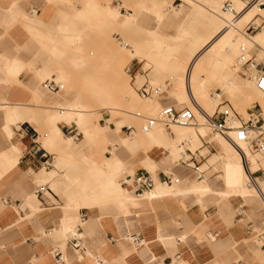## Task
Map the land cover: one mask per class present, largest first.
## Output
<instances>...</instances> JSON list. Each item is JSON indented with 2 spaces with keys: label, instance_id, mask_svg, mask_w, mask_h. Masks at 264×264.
Here are the masks:
<instances>
[{
  "label": "crops",
  "instance_id": "0c3cea01",
  "mask_svg": "<svg viewBox=\"0 0 264 264\" xmlns=\"http://www.w3.org/2000/svg\"><path fill=\"white\" fill-rule=\"evenodd\" d=\"M61 8L50 0H0V264H264L259 240L264 233V206L255 195L233 191L221 178L224 164L245 172L251 160L245 169L240 164L246 159H233L230 148L217 139L213 145L200 137L202 144L191 150L203 158L199 169L193 170L168 158L164 148L170 147L169 142L146 145L148 139L142 138L137 146L155 147L131 152L119 131L84 139L76 125L61 120L53 138L51 115L63 100L52 96L58 92L48 91L43 82L54 79L66 64L60 42L55 49L53 43L62 39ZM187 8L181 16L193 17V6ZM130 11L125 8L124 13ZM132 13H137L135 25L142 31L156 27L139 10ZM130 36L139 42L138 35ZM63 37L67 38L65 33ZM128 49L133 56L125 63L126 72L138 95L150 98L138 89L161 86L147 78L153 66L145 68L147 58L140 55V48L137 53L133 46ZM160 74L156 70L155 76ZM143 76L146 80L138 85L137 78ZM155 97L163 107H176V99L165 89ZM24 124L34 134L21 129ZM42 137L54 151L44 146ZM67 138L76 142L68 143ZM40 145L48 162L36 154ZM206 148L209 153L204 155ZM111 150L127 165L118 178L125 194L85 205L84 194L74 186L85 181L84 170L90 167L84 157L90 164H103ZM151 170L157 183L149 193L122 183L125 175ZM206 170L218 173L221 183L210 182ZM195 173L198 178L193 181ZM174 176L180 178L178 184L169 180ZM40 185L48 189L37 195ZM75 236L82 239L79 247L73 245Z\"/></svg>",
  "mask_w": 264,
  "mask_h": 264
},
{
  "label": "rangeland",
  "instance_id": "374dc122",
  "mask_svg": "<svg viewBox=\"0 0 264 264\" xmlns=\"http://www.w3.org/2000/svg\"><path fill=\"white\" fill-rule=\"evenodd\" d=\"M50 1L62 7L58 15V24L60 25L58 26V32H60V35H62V39L61 41L53 39V43L55 49L58 43L60 42V47L58 46L59 53L61 59L63 61H66V64L63 66V70H61L60 73L56 77H54V80L62 83L64 85V88L58 93L51 95L57 98H62L63 102L66 103L81 99L84 102L92 104V108L94 109L93 112L97 114L96 115L92 112V120L94 119V121L97 122L99 126L103 127L102 134L98 138L106 137L105 134L110 131H114L115 133L119 131L122 137V142L124 143L123 139L126 140L127 143L125 147L131 152L136 151L138 149L145 150V148L152 149L153 147H155L153 145L137 146L138 140H141L142 138H147L150 140L151 137L143 135L144 131H142V126L144 125V120L137 117L135 113L138 111H142L147 116L155 117L156 115H158L163 105L160 104L155 112L153 108H151V105L154 104V102L158 100L159 97L152 96L150 98H141L138 95L137 91L133 87L131 76L126 72L125 63L131 58V56H128L127 59L119 57L118 68L112 66L116 58H118L120 51L129 50L128 48H130V46H133V48L136 50L137 48H140L143 51L140 52V54L147 58L145 68L153 66V71L147 76L148 80L154 85H161L163 90H167L168 95L176 99V107L181 108L188 106L193 109L197 117L198 123L196 125H192L193 129L185 128L180 133H178L176 130H172V126H170V128L168 129L164 128V126L159 125L166 132V136L174 138L173 142L169 143L170 147H162L168 151L167 154H170V157L168 158L172 157L173 160L178 161V159L180 158V147H183L179 144L184 139H188V142L185 144V147H189L192 150L198 148L202 144V141L200 139L201 136L203 139L207 140L213 145L216 143L217 140L215 138V135L217 133L213 132L210 126L203 125V123L209 124L207 121L204 122L205 116L203 115V110L209 112L210 114L214 112L217 103L219 102V99H213L210 93L217 88L225 89L224 82L217 81L213 85H210L207 90L208 102H206L205 107L203 109H196V104L193 102V98L190 99L187 88H184L183 96L182 94L174 95L172 91L175 86V79L169 75V71L164 68H160L156 65L153 56L146 54V52L157 50L158 46L161 45V40H164L165 43L168 45H172L174 47L179 45V48L182 51V56L190 57L188 61L189 65H199L200 63L196 61V58L192 57L191 49L195 48L194 39L197 36L207 37L211 33V26L209 25V15H211L212 9H214L212 5V0H195L194 3L189 0ZM228 1H231L233 6L236 5V2L234 0H220V14L224 15L226 13H233L234 15L238 16L239 13L237 14L235 8V11L232 12L223 11L225 3ZM239 1L247 6L253 4L258 5L257 3H255V0L252 3H247V0ZM104 4L112 5L122 17L131 16L134 14L137 17V13L133 14L132 12L139 10L140 12L144 13L145 17H148L151 22H154V24H156V27L152 29L155 30L156 28L157 33H152V30H149L147 28H144L145 31H142V29L135 25L136 18L134 21L127 22H122L121 18L116 17L115 15H108L107 18V15H105L103 9ZM120 4L126 9H131V13L126 14L124 13V11H121ZM200 5L207 6V8ZM188 6H196L203 11H194V9L192 8L191 12L194 15L193 17H189L187 15H184L182 17V12L188 10ZM259 7L264 9V5H261ZM155 15H158L157 22L155 21ZM196 17H199L200 19ZM250 20H256V23H261V26L264 27V13L259 11V13L253 15L252 17L244 18L240 21V23H238L237 26L239 27V32L240 34H242V42L245 41V38L243 36L245 26ZM181 22H183L182 24L185 26L186 30L188 31V34L190 35L180 37L181 35L178 33V28L181 25ZM205 26L207 27V29L206 31L202 32ZM130 27L136 28L129 29L128 31L125 30ZM262 31L263 29L259 28V30L256 31L254 34L256 35L258 33H261ZM64 33L65 37H67L66 39H64L63 37ZM131 33L140 37V39H138V43L132 40L130 36ZM54 37L55 36H53L52 38ZM141 37H143V40L141 39ZM126 43H128V45L125 46ZM238 54L239 51L235 56L236 61ZM61 65H63V63ZM156 70L158 72H161L158 77L155 76ZM235 76L238 80H235ZM228 77V79L232 82L246 81L244 84L240 83V85H238V89L232 91V94H228V91L225 89L224 97L228 99L230 103L229 106L232 109L242 114H245L249 109H252L253 106H256V109L260 108V106L264 109V106H262L260 103V101L264 100V93H257L259 92V90L254 87L252 82L250 83L248 79H245L244 77L238 75L235 71L234 75L230 74ZM145 80L146 78L144 76L139 77L137 78L136 83L139 85ZM120 83L124 85V91L122 92L121 89H119ZM243 88L244 90H241ZM102 100H111L114 103L112 106L114 107V109L104 107L107 105H104ZM131 103H134L136 105L130 106ZM56 106L58 107V109H56L57 112H53L51 115L53 135L55 133L56 122L61 120L66 121L68 124L76 125L78 129L83 133L84 139H96L95 136H86V132L83 126L75 119L68 120L67 117L60 114L59 108H61L62 106L61 103H58ZM131 112H134V114H131ZM123 125L134 126L135 133L132 137L127 134L125 127L121 128ZM198 128L202 129L200 130ZM171 131L174 133V136L170 135ZM40 132L44 134L46 131L40 130ZM41 141L44 146L46 145L48 150H50L51 152L54 151L52 145L49 143L47 138L42 137ZM74 142L76 141H74V138H72L70 143ZM152 143L154 142L149 143L148 141L146 145ZM112 144L115 143L112 142ZM128 144H131L132 146ZM221 152H223V150L220 146L219 153ZM111 153L112 156L116 155L112 150ZM201 153L207 155L209 153L208 148L202 150ZM253 155H255V153H253L252 156H247V160H251V167H249L251 171L259 169V166L253 165ZM231 156L233 159H245L243 156L235 154L232 150ZM258 156L264 158L263 154H258L256 152V157ZM100 158L102 159L104 157L101 156ZM84 159L90 167L84 170L85 174L83 178L79 175L77 177H79V179L82 178L84 180H87V178H93L90 173L93 167L95 166H93L86 160V156L84 157ZM173 162L174 161H172V163ZM240 165H243L246 169L245 162L241 163ZM126 167L127 165L123 164L116 173L117 182L120 170ZM224 167L226 171L221 176L223 182L227 177L226 175L229 174L228 168L229 170L233 169L232 166H228V163L224 164ZM260 168L261 170L257 171L255 174L258 177L262 188L264 189V167ZM151 172L154 173V170H151ZM239 172L242 178L246 179L244 181L245 183L243 182L245 195H255L260 200L261 204L264 206V201L260 199L255 189L249 187L247 184V169L245 172H243L242 170H239ZM204 175L208 178L210 182L220 184L222 181L221 178L217 177L218 173H214V171L206 170L204 172ZM98 177L104 178V171H99ZM175 178H177V180H174L173 184H178L180 178L177 176H175ZM197 178L198 174L195 173L192 180L196 181ZM79 185L80 182L74 184L78 191ZM221 195L223 196V194ZM262 262L264 263V255L262 256Z\"/></svg>",
  "mask_w": 264,
  "mask_h": 264
},
{
  "label": "bare ground",
  "instance_id": "6f19581e",
  "mask_svg": "<svg viewBox=\"0 0 264 264\" xmlns=\"http://www.w3.org/2000/svg\"><path fill=\"white\" fill-rule=\"evenodd\" d=\"M189 1H192V3L195 2V0H189ZM219 1L220 0H212V5L214 9H212V13L211 15H209V19H210L209 25L211 26V33L207 37L197 36L194 39L195 48L191 49L192 52L191 55L193 58H196V61L200 63L199 65H189L188 61L190 57L182 56L181 54L182 51L179 48V45L174 47L172 45L166 44L164 40H161L160 42L161 45L158 46L157 50L146 52L147 55H151L154 57V60L158 67L164 68L167 71H169V75L175 79V86L172 91L173 94L174 95L182 94L183 96L184 88H187L190 99L193 98L194 100L193 102L196 104V109L199 110L203 109L205 107L206 102H208L207 90L210 85H213L217 81L224 82V87L228 91V94H232V91L238 89V85H240V83L244 84L246 82L245 80H244L245 82H240V81L232 82L228 79L229 78L228 76L230 74L234 75V71L236 70L237 61L235 59V56L237 55L243 40L241 36L242 34H240L239 27L237 25L238 23H240L242 19L252 17L253 15L259 13V11L264 13V9L260 8L258 5L253 4L247 6L245 4H242L239 0H234L236 2L235 3L236 5L233 3L235 5L233 7L236 9L237 14L239 13V15L237 16L234 15L233 13H226L222 15L220 14L221 7ZM103 9L105 15H107V18L108 15H115L116 17L121 18L122 22L134 21L136 18L135 14L131 16L122 17L119 14V12L110 4L108 5L104 4ZM193 9L194 11H199V12L203 11L196 6H194ZM223 11L232 12L230 10H224V9ZM182 23L183 22H181V25L178 28V33L181 35L180 37L190 35L188 34V31L186 30L185 26ZM262 29L263 31L261 33L256 34L254 36V39L257 42L264 45V27ZM151 30L152 33H157L156 30L153 29ZM135 52L137 53L138 51L136 50ZM128 56L131 57L133 56L132 51L130 50L120 51L118 58H116L112 66L118 68L119 57L120 58L123 57L127 59ZM235 80H238L236 76H235ZM119 89H121V92L124 91V85H122V83L119 84ZM241 90H244V88ZM257 93L260 94L264 92L259 90V92ZM102 102L104 103V105H107L104 107L109 109H114V107H112L114 103L111 100H102ZM260 103L262 106H264V100L260 101ZM132 105L135 106L136 104L131 103L130 106ZM159 105L160 103L158 100H156L154 104L151 105V108H153L154 112L156 111ZM92 107H93L92 104L84 102L81 99H77L76 101L73 102L71 101L68 103L63 102L60 108L62 112L60 111L59 112L63 116L67 117L68 120L75 119L77 122H79L84 128L86 132V136H95L96 138H98L102 134L103 127L99 126L97 122L94 121V119L92 120V116H93L92 112L94 110ZM131 114H134V112H131ZM205 121L206 119H204V122ZM203 125H207V124L203 123ZM171 126H172V130H176L178 133H180L185 128L193 129L192 125H188V126L171 125ZM58 130L59 129L55 127V133L53 135V138L56 137ZM165 133L166 132L159 125L147 131H144V134L147 137L149 136L151 137L150 140L148 139L149 143L154 142L158 146H162L166 144V142L169 143L173 142L174 138H171L170 136L169 137L166 136ZM215 138L222 146H227L235 154L244 157V155L240 152L238 146L234 145L226 137L217 133L215 135ZM67 141L68 143H70L71 138H67ZM123 141L124 144L127 143L125 139H123ZM239 145L245 150L247 156H252V154L247 148V145L244 142H240ZM183 148L184 146L180 147V149ZM91 164L95 165V167H93L90 173L93 178H89L85 181H82L80 182L79 185V191L80 193H83L85 197L84 204L85 205L100 204L102 203L103 200L108 199L109 197L123 198L125 194L124 190L116 181V173L123 165L121 159L117 155H114L111 157H107L106 161L103 164H97L96 162L95 163L91 162ZM253 165L264 167V158H261L259 156L256 157V154L253 155ZM99 171L100 172L104 171L105 173L104 178L98 177ZM228 172L229 174L226 175L227 177L224 180V184H226L228 187H231L233 191H238L239 193H245L243 182L246 179L242 178L239 170L236 168L229 170L228 168ZM118 198L115 199L117 200Z\"/></svg>",
  "mask_w": 264,
  "mask_h": 264
},
{
  "label": "built area",
  "instance_id": "2783aa9c",
  "mask_svg": "<svg viewBox=\"0 0 264 264\" xmlns=\"http://www.w3.org/2000/svg\"><path fill=\"white\" fill-rule=\"evenodd\" d=\"M252 3L254 0H247V3ZM259 6L264 5V0H255ZM121 6V5H120ZM125 12V8H120ZM224 10L235 11L231 1L225 3ZM261 23H256V20H250L245 26L243 36L245 41L241 43L239 54L236 62L235 72L251 81L254 86L264 92V45L257 42L254 39V33L262 29ZM259 55V56H258ZM44 88L50 92H59L64 88V85L54 79H48L43 82ZM139 93L143 97H152L163 92L162 86H153L151 84L143 85L139 89ZM213 99H219L216 109L213 113H209L203 110V115L206 121L209 123L210 128L213 132L218 133L234 145L238 146L240 152L246 159V167L249 164L245 150L239 145L240 142H244L247 145L248 150L251 154L256 152L264 155V111L263 108L256 109L253 106L245 114H242L229 106V101L224 97L225 89L217 88L211 93ZM137 117L144 120L142 131H147L157 125L170 128L171 125H196L198 123L197 117L192 108L185 106L181 109H177L173 105H166L162 107L158 115L155 117L147 116L145 113L138 111L135 113ZM127 134L132 137L135 133L133 125H125ZM21 129L34 134V130L28 124L21 126ZM202 137V136H201ZM188 139H184L180 142V146H184L180 151L179 162L184 164L186 167L198 170L200 162L203 156L197 151H192L189 147H185ZM36 154L43 158L45 162H48V153L41 145L36 149ZM261 168L251 171L247 167L248 179L247 184L249 187L255 189L257 194L264 201V189L262 188L256 172ZM170 181L177 180V178L170 177ZM122 183L124 185H130L134 187L139 193H145L150 191L155 183L156 177L149 171L141 172L135 176L125 175L122 177ZM48 189L47 185H40L36 191L37 195H41ZM81 237H74V246L79 247ZM262 241L264 249V233L259 238Z\"/></svg>",
  "mask_w": 264,
  "mask_h": 264
}]
</instances>
